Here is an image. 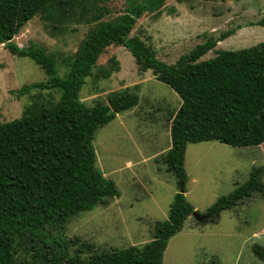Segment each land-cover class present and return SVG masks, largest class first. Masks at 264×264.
<instances>
[{
	"label": "trees",
	"instance_id": "1",
	"mask_svg": "<svg viewBox=\"0 0 264 264\" xmlns=\"http://www.w3.org/2000/svg\"><path fill=\"white\" fill-rule=\"evenodd\" d=\"M106 1L0 0V44L13 56L30 59L48 78L24 85L18 93L59 94L55 102L34 100L19 118L0 123V264H162L169 239L189 218L197 224H215L222 212L253 193L264 199L263 167L253 168L245 183L219 197L201 215L202 222L192 216L194 208L184 195L187 144L214 141L258 147L264 143V42L239 50H214L217 42L233 34L227 31L166 64L130 34L144 14L158 16L167 0H127L122 14L104 19L109 15ZM35 17L53 30L58 24H93L76 51L63 59L62 77L54 56L42 46L18 47L13 42ZM258 25L264 26V19ZM110 46L126 48L139 73L151 71L181 100L170 116V146L161 157L179 191L167 218L155 222L151 240L143 247L97 248L77 237L63 239L71 219L120 196L115 183L95 167L93 139L116 114L136 107L138 96L126 89L111 94L107 104L96 101L87 106L79 99L85 79ZM210 50L215 56L201 60ZM251 249L264 261L261 246L254 244Z\"/></svg>",
	"mask_w": 264,
	"mask_h": 264
},
{
	"label": "rangeland",
	"instance_id": "2",
	"mask_svg": "<svg viewBox=\"0 0 264 264\" xmlns=\"http://www.w3.org/2000/svg\"><path fill=\"white\" fill-rule=\"evenodd\" d=\"M105 5L109 15L104 19H112L125 11L127 0H107ZM263 19L264 0H167L158 16L144 14L130 36L149 46L158 60L173 64L207 38L227 31L233 34L217 42L214 50H239L264 42V26L258 25ZM92 25L58 24L53 30L35 17L13 42L18 47L42 46L54 56L62 77L63 59L76 51ZM214 50L201 60L214 57ZM47 79L30 59L13 56L0 44V123L19 118L34 100L55 102L59 94L50 90L18 93L24 85ZM126 89L137 94L136 107L116 114L93 139L95 167L115 183L120 196L71 219L65 240L77 237L97 248L143 247L151 240L155 222L167 218L179 191L175 177L161 162L170 146V116L181 104L174 91L151 71L139 73L126 48L110 46L85 79L79 99L87 106L96 101L107 104L111 94ZM259 167L264 168V143L258 147L214 141L187 144L185 198L201 216ZM260 182L264 184V170ZM254 244L264 249V199L257 192L222 212L215 224H197L189 218L169 239L162 264H264L253 255Z\"/></svg>",
	"mask_w": 264,
	"mask_h": 264
},
{
	"label": "water",
	"instance_id": "3",
	"mask_svg": "<svg viewBox=\"0 0 264 264\" xmlns=\"http://www.w3.org/2000/svg\"><path fill=\"white\" fill-rule=\"evenodd\" d=\"M192 216L195 218V220H197L198 222H202L203 217L199 216L196 212L192 213Z\"/></svg>",
	"mask_w": 264,
	"mask_h": 264
}]
</instances>
